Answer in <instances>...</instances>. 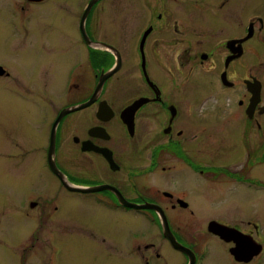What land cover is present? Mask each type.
Wrapping results in <instances>:
<instances>
[{"label": "flooded vegetation", "instance_id": "obj_1", "mask_svg": "<svg viewBox=\"0 0 264 264\" xmlns=\"http://www.w3.org/2000/svg\"><path fill=\"white\" fill-rule=\"evenodd\" d=\"M101 1L88 39L77 17L84 59L80 49L75 62L38 63L34 17L70 2L0 0V81L23 107L15 129L0 128V173L33 170L89 206L72 222L75 241L107 264H264V0H136L138 17H103L119 29L112 40L103 11L95 17ZM21 63L43 73L22 79ZM25 202L41 230L52 218L68 233L59 201L38 192Z\"/></svg>", "mask_w": 264, "mask_h": 264}, {"label": "rangeland", "instance_id": "obj_2", "mask_svg": "<svg viewBox=\"0 0 264 264\" xmlns=\"http://www.w3.org/2000/svg\"><path fill=\"white\" fill-rule=\"evenodd\" d=\"M67 1L70 4H64V10L61 7L63 10L61 15L58 12H53L47 17H34L31 47L33 57H35L34 61L40 63L41 56L39 55H42L48 58L47 62L53 59L51 57L56 60L68 58L71 62H75L80 55V49L85 53L83 49L85 45L79 44V40L77 43L75 38L78 34L77 24L79 20L77 21V17L79 18L83 14L88 0ZM96 9L98 13L95 17H98L100 11H103L102 18L117 17L116 21H121L124 17H138L136 0H126L124 3H121V0H103L97 4ZM103 20L108 21L106 18ZM104 31L108 40H112V37L118 39L117 32L119 29L112 22L106 23ZM13 39L9 37L8 43L5 44V47H8L12 52L15 51L11 46ZM16 42H18L17 38ZM86 55L87 51L81 59H84ZM23 67V63L18 65V68L22 69ZM39 67L36 63L27 65L24 67V72H19L18 76L22 79H29L30 77L35 79L43 73ZM47 71L44 77L50 80L53 77V72L51 69H47ZM3 83L0 81V128L6 126L13 130L15 128L11 127L9 122L16 118L18 113H22L23 107L14 99V89L5 86ZM56 89L59 90L62 87ZM49 90L52 91L53 89ZM17 169L19 168L15 166L14 169L11 167L1 168L0 173V264H23V261L25 264H107L102 260L99 261V258L95 256V251L93 254V250H88L86 245L75 241L73 229L75 217L78 214L88 216L81 211L88 210L89 206H82L81 202H76L73 195L61 189L57 179H37L38 173L33 170H26L28 173H23L20 176ZM20 177L23 179H19ZM38 192L44 193V197L48 199H56L60 202L62 209L57 216L63 217L64 221L66 219L70 221L68 233L56 228L58 223L56 218L55 222L51 218V227L54 225L55 227L51 228L52 230L48 233L44 229L46 227L44 220L41 223V230L36 220L30 219L22 213L26 206V197ZM26 211H30V208H27ZM30 214L35 216L33 211H30ZM109 225L115 238H123L121 222L111 220ZM128 228L135 233L139 230L138 225L133 221L130 222ZM30 229H39L38 235L31 237ZM125 237L124 234V240ZM26 239L27 242H25ZM52 239L55 241L53 242ZM56 239L58 240L56 241ZM167 253L169 255L176 254L172 249H167Z\"/></svg>", "mask_w": 264, "mask_h": 264}, {"label": "water", "instance_id": "obj_3", "mask_svg": "<svg viewBox=\"0 0 264 264\" xmlns=\"http://www.w3.org/2000/svg\"><path fill=\"white\" fill-rule=\"evenodd\" d=\"M98 1H99V0H91V1L89 2V4L87 5L85 12L83 13V16H82V17H83V18H82V31H83V34H84L85 39H88L87 34H86V31H85V22H86V19H87V17H88V14H89L90 10H91L92 7L94 6V4H95L96 2H98ZM89 43H90V42H89ZM90 44H91V43H90ZM103 79H104V77L102 78V80H103ZM102 80H101V82L99 83L98 88L102 87ZM74 108H79V107L76 106V107H73V108H67V109L63 110L62 113H61V116L59 117V119L62 117V115H63L64 113L69 112V111H72V110H74ZM52 165H53V166H52ZM52 165H51L52 169H53L57 174H59V175H61V176L63 177L64 175L61 173V171H60L56 166H54V163H53ZM62 181L66 184V186H67L68 189H70V190L94 191V190H100V189L105 188V185H104V186L90 187V188H80V187H78V186H76V185H74V184H69L65 179H62ZM166 233H167V232H166ZM173 239H174V238H173ZM174 241H175V239H174ZM175 243H176V244H175ZM175 243H174V246H176L177 248L186 249L184 246L180 245V244L177 243L176 241H175Z\"/></svg>", "mask_w": 264, "mask_h": 264}]
</instances>
